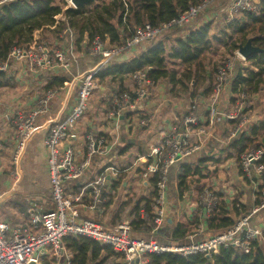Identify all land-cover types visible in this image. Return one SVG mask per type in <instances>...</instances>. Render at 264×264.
<instances>
[{
	"label": "built area",
	"instance_id": "1",
	"mask_svg": "<svg viewBox=\"0 0 264 264\" xmlns=\"http://www.w3.org/2000/svg\"><path fill=\"white\" fill-rule=\"evenodd\" d=\"M5 1L7 0H1L0 3ZM223 1H226L223 13L229 20L244 12L258 11L260 4V0H200L158 26L149 23L139 26L123 42L111 43L109 39L103 40L99 36L88 41L84 47L86 53L99 56L101 60L96 68L74 77V81L70 82V85H76L70 109L64 117L50 118L44 137L54 208L40 214L35 211L34 206L30 207V220L25 224L10 225L0 220V264H39L35 257H47L48 252L54 248L63 250L64 264H75L74 254L62 246L63 239L70 235L85 236L101 245L111 246L120 253L117 258L120 264H149L148 254L151 253L172 252L186 256L204 254L222 246H233L249 252L253 242L263 236L264 225L253 223L252 219L264 208V187L260 189L263 197L261 204L254 206L244 217L240 216L226 231L200 241H193L191 235L188 237L191 238L189 243L162 245L156 240L139 239L133 235L128 216L117 224L110 225L81 214H93L99 209L103 212L107 206L109 212H119L122 204L129 200V182H133L132 186L136 185L139 189L144 187L141 197H138L143 199L140 215L144 219L151 217L153 234L169 221L173 209L181 208L186 201L187 208L200 207V214L199 209L189 213L190 221L198 222L196 226L199 233L207 231L208 220L224 197L212 184L204 185L200 187L202 190L196 202H192L193 197L188 189L177 206L170 202V171L176 163L193 164L200 158H206L211 141L228 145L241 132L249 130V119H241V116L246 103L253 96L250 97L249 92L236 94L233 91L230 108L225 104L227 88L231 87L233 90L237 62L246 61V58L238 51V61L231 58L220 64L214 72L211 92L207 97L208 107L203 108L197 103L182 114L181 118H176L177 122L173 125L158 124L153 140L147 141L144 146L137 144L135 138L138 131L144 127L150 128L153 124V116L148 113L145 103L159 97V92H162L161 96L166 95L165 82L156 81L149 76L147 69H140L130 74L134 84L133 92L124 90L112 93L102 105L94 103L93 97L100 89V71L109 67L113 58L135 51L143 43L162 41L168 34H188V30L197 25L201 12L207 10L211 3L219 4ZM72 60L73 56L68 48L52 47L46 41L36 40L26 46L14 45L8 59L0 61V72L8 69L10 63L15 61L32 72L63 75L70 72ZM239 89L241 90V86ZM56 92L54 89H46L30 107H18L12 111L9 118L13 129L11 141L0 137V171L8 172L13 183L21 179L19 167L29 139L37 129L38 118L48 112L57 97ZM163 98L167 100L166 96ZM90 114L101 118L100 126L107 130L118 127L124 121V134L135 139L129 143L130 148L124 150L121 147L119 132L100 135L95 127H86V119ZM227 122H232V125L224 138L222 131L218 134L220 131H217V124L222 126ZM153 128L155 130V125ZM78 139L82 141L80 147L76 145ZM99 158L108 159V162L89 181L80 182L88 174L93 161ZM237 162L239 176L254 186H257L256 177L261 178V184L264 183V146L244 151L237 157ZM221 167L218 168L219 174L215 176H219L221 172L230 176V172L224 173ZM76 181L80 182V190L76 188L74 191L72 187ZM231 184L232 181L229 182ZM9 188L8 191L0 190V202L14 189L13 185ZM229 192L234 200L238 189ZM148 201L151 203L150 212L144 207Z\"/></svg>",
	"mask_w": 264,
	"mask_h": 264
},
{
	"label": "trees",
	"instance_id": "2",
	"mask_svg": "<svg viewBox=\"0 0 264 264\" xmlns=\"http://www.w3.org/2000/svg\"><path fill=\"white\" fill-rule=\"evenodd\" d=\"M199 1L97 0L77 8L71 6L64 8L57 5L55 0H7L0 3V61L5 62L8 59L14 45L26 46L32 40L34 30L42 27L61 24L84 25L89 31V40L99 36L103 40L109 39L111 43H119L132 36L135 28L146 23L158 26L160 23L178 16L191 4ZM90 5L93 7L89 8ZM244 13L243 17L237 15L218 35L212 34L210 32L211 24L206 23L201 27L191 29L186 37H167L162 42L149 43L148 47L139 53V56L123 63L120 68L113 66L110 68L109 66L102 69L99 78L101 81L107 78L112 81L114 80L113 75L117 71L132 73L136 70L148 69L149 76L156 81L168 79L167 81L173 85L172 92L175 96L187 93L191 100H194L195 97H207L211 92L213 81V69L211 63L207 62L208 54L216 52L219 45L228 44L229 33L227 30L230 29L234 33H243L240 39L241 45L245 44L251 36L253 45L263 49L262 52L251 54L246 59L250 67L244 68L245 71L236 66L237 73L233 84V91L236 94L249 91L256 93L260 89L259 86L264 84V0H260L258 11ZM60 14L64 15V21L56 19ZM239 46L235 45L230 50L239 49ZM178 62L184 65L181 73L169 67ZM68 82L69 79L66 76L55 75L47 88L55 90ZM200 87H202V91L199 92ZM262 130H264V121L250 127L251 136L249 133L241 132L227 146L228 150H233L239 157L248 149L264 146V132L261 134L260 141H253ZM222 134L226 137V130ZM207 161V158H200L196 168L186 162L178 163V165L176 163L171 168L169 186L173 187V194L177 201L183 198L185 191L189 188L186 184L188 175L197 176L201 164L204 165ZM171 174H173L172 178ZM200 174L202 178L206 177L203 171ZM169 192L171 193L170 189ZM142 201V198L134 200L133 208L128 212L134 236H136L134 231H152L154 227L151 217L144 219L140 215ZM125 205L126 202L122 204L118 215L123 213ZM150 206L151 203L148 201L144 206L146 211L150 212ZM237 209V205L233 206V210ZM121 220L120 217L119 221ZM234 223L235 219L232 217H223L222 215V218H219L218 214L208 220L209 230L213 234L227 230ZM169 225L171 226L170 244L186 243L188 231L186 227L183 228L182 222L173 220ZM262 238H264V234L253 242L249 252L233 246H222L210 251L209 254L184 256L172 252L151 253L148 254L149 264H264V241ZM62 246L73 252L75 264H108L111 259L113 260L112 264H120L117 261L120 253H117L111 246L101 245L96 240L85 236H67L63 239Z\"/></svg>",
	"mask_w": 264,
	"mask_h": 264
},
{
	"label": "crops",
	"instance_id": "3",
	"mask_svg": "<svg viewBox=\"0 0 264 264\" xmlns=\"http://www.w3.org/2000/svg\"><path fill=\"white\" fill-rule=\"evenodd\" d=\"M127 1L134 2L136 0ZM214 14L218 13L214 11L212 14V18L208 21V23L212 21L213 17H217L214 16ZM62 17H64V15L60 14L56 19L59 20L60 18V20L64 21L65 19ZM203 25H199L197 22V25L195 27H201ZM47 27L48 26L34 30L32 34V40L26 45L32 44L36 40L41 41V39H45L46 34L44 33V37L42 36L43 32H45L46 30H49L48 32L52 33L53 30L59 29L60 35L57 39L56 46L59 45L68 48L73 56L70 72L63 74L64 76L68 75L70 79L66 85L59 86L55 89L57 90V97L51 103L48 112L41 115L37 120V129L29 139L27 148L22 158L21 166L19 167L21 171V179L18 182L13 183V179L8 172L0 171V190L8 191L11 185H13L14 188L13 191L11 189L12 192L7 193L5 195V198L0 202V220H3L10 225L27 223L30 220L28 209L32 206H34L35 211L40 214L54 208V203L51 197L49 176L47 172V151L44 145V137L48 131L50 118H52L53 116L64 117L65 114H67L72 104V98L76 93V89H73V85H70V82L74 79V77L82 75L85 72L96 68L101 60V57L88 54L84 50V47L88 44L89 41V31L84 27V25H52L48 28ZM191 29H189L188 32ZM187 35L188 34L178 35L176 32L173 34L172 38H181L186 37ZM162 40L164 41L165 38ZM148 43H143V46H140L135 51L124 53L118 57L113 58L110 68L112 66L120 68V65H122L123 63L127 62L133 57L139 56V53H141L148 47ZM180 65H182V63L178 62L177 64L170 65L169 67L174 68L178 73H181V71H179L178 69V66ZM130 74L131 72L117 71V73L113 75L114 80L111 81L109 78L104 79L103 81L100 80L101 90L99 89L95 92L93 102L95 103L96 101V103L102 105V102L107 100V98L112 93L121 92L124 90H130L133 92L134 84L132 78L130 77ZM55 75V73L50 72H32L26 67L19 65V63L15 61L10 63V67L8 69L0 72V137L6 138L9 142L11 141V138L13 136V129L9 124V118L12 115V111L18 107L28 108L33 105L36 98L40 96L44 90L49 89L47 88V85ZM167 80H160L162 82H165L166 95L164 94L161 96L162 92H160L159 97L148 100L147 103H145L148 113H150L151 115L153 114V124L150 128L145 130L141 129V132L139 131L140 134L135 138L137 140V144L142 143L146 145L147 139H150L148 141L153 140V136L158 124L162 123L173 125L174 122H177L176 118H181L182 114H184L188 109H191L193 105L199 103V105L203 106V108L208 107V96L195 97L194 100H191V97L187 93H181L180 96H175V94L172 92L173 85L170 84ZM59 88L63 89L59 90ZM200 89H202V87H200ZM163 96H166L167 100L164 99ZM256 96L257 95L254 94V97ZM230 100H232V98ZM143 107L144 105H142V108ZM165 112H167V114H165ZM263 116L264 113L262 111H255V116H253L254 118L251 119L252 125H250L248 128V133L250 136V127L252 128L256 125H259L260 122L264 121ZM157 117L159 120L155 121V118ZM94 118L95 116L93 114L88 115L85 123L86 127H95L100 135H103L104 133L108 134L109 132H111L112 134H117L119 132L121 136V147L126 148V150H128L131 146L129 143L135 141V139H131L127 137L126 134H124V121H122L118 127H110L109 130H107L104 127L102 128L100 126L101 124L95 123ZM219 124L220 123L217 124V131H220L218 132V134H221V131L223 132L225 130L228 134L232 125L231 122H227L222 126H219ZM154 125L155 130L153 128ZM84 128L80 130L81 133ZM263 132L264 130L259 132L253 141H260L261 134ZM222 137H224L223 134ZM124 139L125 141H123ZM234 139H232L230 143ZM124 143L125 145H123ZM76 145L79 147L82 146L80 139L77 140ZM228 145L211 141L209 143L208 154H210L214 148L221 150L224 147L227 148ZM229 154L228 156L231 157V154ZM206 158L208 159V161L207 163H205V165H207L208 162L211 161L209 155ZM107 162L108 159H95L92 163L91 169L88 171V174L86 175V177L80 180V182L89 181V179L94 177L96 173L100 172V169H102V167H104ZM172 177L173 174H171V178ZM202 179L204 178H201V180ZM262 179L264 180V176L262 177ZM255 180L257 182V186H248V201L251 204L249 205V207H252L255 203H258V194L260 193L259 191H261L260 189L264 186V183L261 184V178L256 177ZM80 182L76 181L75 185L72 187L74 191H76V188L79 189L78 184ZM141 191L143 192L144 188L141 189ZM170 191L171 193L169 192V197L171 201L173 200V198H175L173 194V187H170ZM173 201V204H177L178 206V201ZM243 202L245 203V201ZM176 209L173 210L177 211ZM109 211L110 210L107 206L106 210H104L103 212H101V209H99V211H94L93 214L87 212H83L81 214H83V216H92L104 224L115 225L120 222L119 218L121 217V215H118V212L114 214ZM261 211H264V209ZM208 231H210L209 228H207V232ZM35 258H37L36 261H38L39 264H64L65 261L63 250L55 248L48 252L47 257L36 256Z\"/></svg>",
	"mask_w": 264,
	"mask_h": 264
},
{
	"label": "rangeland",
	"instance_id": "4",
	"mask_svg": "<svg viewBox=\"0 0 264 264\" xmlns=\"http://www.w3.org/2000/svg\"><path fill=\"white\" fill-rule=\"evenodd\" d=\"M57 5H61L64 8L66 7H74V5L69 2L68 0H55ZM96 1V0H95ZM94 1V2H95ZM226 6V1H223L222 3L220 2L218 3H211L209 5V7L207 8V10L201 12L199 14V18L197 20L199 25H203L208 23V21L212 18V14L214 11H216L218 14H214V16L217 17H213L212 21H210L211 24V31L212 34H219L226 25H228V23L232 20H229L228 16L226 14L223 13V9ZM93 7L92 5L89 6V8ZM209 9V10H208ZM245 14V13H244ZM243 14V15H244ZM240 16V15H239ZM240 17H243L242 14ZM60 20V18H59ZM63 25V24H61ZM64 28V26H63ZM62 28V29H63ZM197 28V27H194ZM49 30H46L45 32H43V36L44 37V33L45 35V39H41V41H46L48 43L49 46L52 47H57L56 43H57V39L60 35V31L59 29L53 30L52 33L48 32ZM229 33V38H228V44L227 45H222V46H218L217 47V51L216 52H212L210 54H208L209 59L207 60V62L211 63V68L213 69V77H214V72L216 70V68L220 65L223 64L227 59H235L236 61H238V56L236 55L237 52L239 51V49H236L234 51H231L230 48L235 47V45H241V36L243 35V33H234L232 30L228 29L227 30ZM251 34V33H250ZM173 34H168L166 35L164 38L166 39L167 37H171L172 38ZM251 36H249L250 38ZM149 44V43H148ZM146 45V44H144ZM59 46V45H58ZM143 46V45H141ZM237 56V57H236ZM237 67L242 69H247L250 67V64L247 63V61L243 60L241 62H239L237 64ZM184 68V65H180L178 66L179 71H182V69ZM244 69V71H245ZM67 79H70L69 76H66ZM213 79V78H212ZM102 85H107V84H102ZM208 85V84H207ZM232 86V82L230 84ZM76 89V85H73V89ZM259 90L258 92H252L249 91V95L250 97L253 96L251 98V101H249V103H246V107L244 112L242 113L241 119L242 118H248L249 119V123L250 125H252V120L255 116V111H262L264 113V84H262L261 86H259ZM59 90H61L59 88ZM199 92L202 91V89L198 90ZM227 93V98L225 99V104L227 106L230 105V99L233 96V90L232 88H227L226 90ZM160 94V92H159ZM254 94L257 95L256 97H254ZM184 98V97H183ZM96 103V101H95ZM169 108V106H168ZM165 114H167V112H165ZM153 115V114H152ZM150 114V116H152ZM259 115V114H258ZM264 117V116H263ZM101 118H94V122L95 123H99L101 124ZM158 117L155 118V121H158ZM152 126V124H151ZM247 127V126H246ZM149 127H144L142 128V130L148 129ZM141 132V131H140ZM140 132L138 131L136 134H140ZM245 133H248V131H246ZM137 135V136H138ZM150 139H147V141ZM82 142V141H81ZM125 145V143L123 144ZM142 146H144V144L141 143ZM135 148H138V146H135ZM231 150V149H230ZM230 150H228V148H222L221 150L214 148L209 155L211 161L208 162L207 165H202L201 164V169L199 170V174H197V176L194 175H188L187 177V182L186 184L188 185V189L189 192L191 193V197H193L192 202H196L197 200V196L198 194L201 192L200 187H203L204 185L206 186H212L215 188V190H217L218 192H220L222 194V197H224V199L221 201L220 205L214 210L213 214L211 217L215 216L216 214L219 215V218L223 217H232L233 219L237 220L240 216L244 217L247 213H249V211H251V209L254 206H258V204L263 201V197L262 195L259 193L258 195V201H260L259 203H255L252 207H249V205H251L249 203V189L248 186L249 185H253L251 183H249V181L245 180L243 177L239 176V167H238V162H237V154L234 153L233 150H231V157L228 156ZM229 154V155H230ZM229 157V158H228ZM219 159V160H218ZM220 164H223V166L221 167V169L224 171H229L230 172V176L227 177L226 174H222V172L220 173L219 176H215L216 174L218 175V168L220 167ZM191 166L193 168H196L197 163H193L191 164ZM201 171H203V173H205L206 178L202 179L201 176ZM232 181V184L229 185V182ZM133 182H129V188H128V195H127V202L125 205V210L123 211V213L121 214V219L126 218L127 216H129L128 212L130 210H132L133 205H134V200H136L138 197H141L142 191L141 189H143L144 187H142L141 189H139V187H137L136 185L132 186ZM235 188L238 189V192L235 194L234 196V200L232 198V196L230 195L229 190H235ZM246 190V191H244ZM261 192V191H259ZM246 194V196H245ZM173 200H176V198H173ZM171 200L170 202L173 203L174 201ZM233 200V202L231 201ZM245 201V203L243 202ZM169 203V202H168ZM188 201L185 202V204H187ZM184 204V206H182L181 208H175L178 211L173 210V212L170 215L169 219H173L177 221H181L182 224L184 225L183 228L186 227L187 229V233H186V239L187 242L189 243L191 240V238H188L192 235V240L193 241H200V240H204L207 237L210 236H214L215 234H213L211 231H206V232H202L199 233L198 232V228H197V223L195 220L194 221H190V219L188 218L189 213H192V211L194 209H199V214H200V207H189L187 208V206ZM238 204V205H237ZM232 205L235 206H239L238 209L235 211L232 208ZM230 210V212L227 210ZM264 209V208H263ZM261 209V210H263ZM260 210V211H261ZM196 212V210H194ZM193 211V213H194ZM234 211V212H233ZM257 212V214H255L253 220V223L258 224V225H264V211L261 212ZM233 212V215H232ZM224 213V214H223ZM191 216V215H190ZM210 217V218H211ZM169 222V221H167ZM171 226L169 225V223H165L159 230L157 233H152L151 231H145V232H135V237L139 238V239H143V240H156L158 241L160 244L162 245H170V238H171ZM207 228H209V226H207ZM224 231V230H223ZM226 231V230H225ZM134 235V234H133ZM204 254H209V251L205 252ZM112 259L109 261L108 264H112Z\"/></svg>",
	"mask_w": 264,
	"mask_h": 264
},
{
	"label": "water",
	"instance_id": "5",
	"mask_svg": "<svg viewBox=\"0 0 264 264\" xmlns=\"http://www.w3.org/2000/svg\"><path fill=\"white\" fill-rule=\"evenodd\" d=\"M95 0H71V3L75 8L83 5H87ZM252 38H249L245 44L239 46V52L247 59L251 54L260 53L263 51L261 47L253 45ZM125 141V139L123 140ZM173 219H169V223H172Z\"/></svg>",
	"mask_w": 264,
	"mask_h": 264
}]
</instances>
